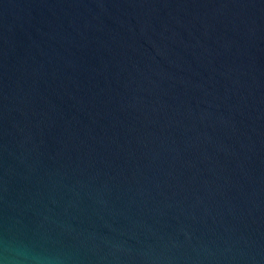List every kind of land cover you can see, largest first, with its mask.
Here are the masks:
<instances>
[{
    "label": "water",
    "instance_id": "95a60500",
    "mask_svg": "<svg viewBox=\"0 0 264 264\" xmlns=\"http://www.w3.org/2000/svg\"><path fill=\"white\" fill-rule=\"evenodd\" d=\"M0 264H264V0H0Z\"/></svg>",
    "mask_w": 264,
    "mask_h": 264
}]
</instances>
